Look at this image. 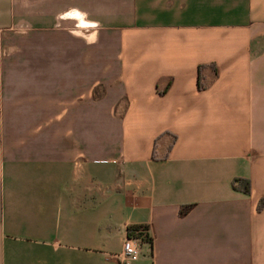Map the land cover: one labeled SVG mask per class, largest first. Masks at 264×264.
<instances>
[{"label": "crops", "instance_id": "1", "mask_svg": "<svg viewBox=\"0 0 264 264\" xmlns=\"http://www.w3.org/2000/svg\"><path fill=\"white\" fill-rule=\"evenodd\" d=\"M134 224L130 264H264V0H0V264Z\"/></svg>", "mask_w": 264, "mask_h": 264}, {"label": "built area", "instance_id": "2", "mask_svg": "<svg viewBox=\"0 0 264 264\" xmlns=\"http://www.w3.org/2000/svg\"><path fill=\"white\" fill-rule=\"evenodd\" d=\"M139 229H143L142 226L139 225ZM142 238L140 235H127L123 241V248L121 253L119 254L120 264H130L133 260H135L140 253V244Z\"/></svg>", "mask_w": 264, "mask_h": 264}, {"label": "trees", "instance_id": "3", "mask_svg": "<svg viewBox=\"0 0 264 264\" xmlns=\"http://www.w3.org/2000/svg\"><path fill=\"white\" fill-rule=\"evenodd\" d=\"M232 185L234 188L242 189L245 192L250 190V182L248 178L245 177H234L232 181ZM139 225H130L128 226V235H140L142 239H149L147 235V227L142 226L143 229H139Z\"/></svg>", "mask_w": 264, "mask_h": 264}]
</instances>
